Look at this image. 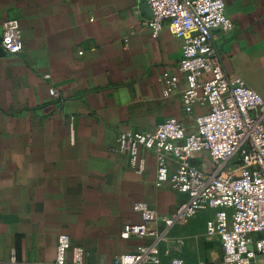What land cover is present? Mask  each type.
<instances>
[{
	"label": "crops",
	"instance_id": "1",
	"mask_svg": "<svg viewBox=\"0 0 264 264\" xmlns=\"http://www.w3.org/2000/svg\"><path fill=\"white\" fill-rule=\"evenodd\" d=\"M224 1L231 28L211 35L222 68L264 97V0ZM150 18L142 0H0V38L3 21L16 19L23 46L15 54L0 47V264L52 262L61 233L85 250L86 264H109L151 241L121 236L124 224L141 221L138 201L159 216L147 223L164 233L157 264L220 261V243L206 233L210 211L163 219L186 196L168 181L156 185L152 149H140L142 173L108 150L121 131L151 130L169 117L193 131L208 110L200 95L189 106L183 100L182 38L167 20L153 35ZM164 71L177 75L170 95ZM191 161L212 169L206 151ZM166 163L172 171L173 158Z\"/></svg>",
	"mask_w": 264,
	"mask_h": 264
},
{
	"label": "built area",
	"instance_id": "2",
	"mask_svg": "<svg viewBox=\"0 0 264 264\" xmlns=\"http://www.w3.org/2000/svg\"><path fill=\"white\" fill-rule=\"evenodd\" d=\"M152 11L147 26L157 35L168 21L172 33L182 38L178 70L186 79L182 90L187 106L200 95L208 110L196 118L193 131L174 117L166 118L151 130L121 131L109 152L128 156L131 169L142 173V147L156 155V185L168 181L171 188L186 196L175 212L163 217L169 222L184 221L201 211H210L207 235L215 236L221 247L216 264H264V97L240 77L227 74L211 40L215 29L228 30L231 22L224 0H146ZM0 47L7 53L22 51L21 29L16 19L3 21ZM165 95L175 88L177 75L164 71L160 76ZM264 81V76H263ZM49 93L57 94L51 87ZM199 151L209 154L212 169L205 171L191 161ZM172 157L175 167L168 169ZM141 221L123 225V238H150L132 251L116 255L109 264H157L161 261L162 232L149 228L159 219L147 203L133 204ZM46 264H86L85 250L72 245L69 236L57 237L56 254ZM169 264H184L172 256Z\"/></svg>",
	"mask_w": 264,
	"mask_h": 264
},
{
	"label": "water",
	"instance_id": "3",
	"mask_svg": "<svg viewBox=\"0 0 264 264\" xmlns=\"http://www.w3.org/2000/svg\"><path fill=\"white\" fill-rule=\"evenodd\" d=\"M142 6H144L147 9L148 13L150 14V17H152V11L148 6V4H146V0H142Z\"/></svg>",
	"mask_w": 264,
	"mask_h": 264
}]
</instances>
